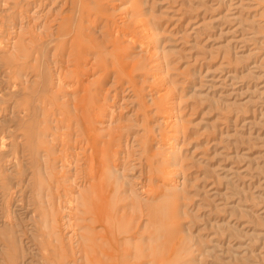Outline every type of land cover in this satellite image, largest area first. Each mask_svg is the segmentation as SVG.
Listing matches in <instances>:
<instances>
[{
    "label": "rangeland",
    "instance_id": "obj_1",
    "mask_svg": "<svg viewBox=\"0 0 264 264\" xmlns=\"http://www.w3.org/2000/svg\"><path fill=\"white\" fill-rule=\"evenodd\" d=\"M34 1L0 0V264H264V0Z\"/></svg>",
    "mask_w": 264,
    "mask_h": 264
},
{
    "label": "bare ground",
    "instance_id": "obj_2",
    "mask_svg": "<svg viewBox=\"0 0 264 264\" xmlns=\"http://www.w3.org/2000/svg\"><path fill=\"white\" fill-rule=\"evenodd\" d=\"M64 3L63 4H65V5H68V0H62ZM87 1V0H86ZM41 2H42V0H37V1H34V3H31L30 5H33V4H37L38 6H40L41 5ZM89 3V2H88ZM62 4V5H63ZM86 4H87V2H86ZM79 5H80V0H79ZM93 5V4H92ZM82 7H83V5H82ZM91 7V6H90ZM79 8V7H78ZM84 8V7H83ZM96 8V7H95ZM80 10V9H79ZM78 11V10H77ZM71 11H69V13H70ZM79 12V11H78ZM77 12V14H79L80 15V17H81V22L83 21V19H84V16H86V14H87V10H86V12L84 13L83 11H81L80 13H78ZM66 14H67V12H66ZM98 15V14H97ZM75 16H76V14H75ZM78 16V15H77ZM89 16V14L87 15V18H89L88 17ZM93 16V15H92ZM94 16H95V14H94ZM66 17H68V18H70V20H72V18H73V22L75 23V17H74V15H68V16H66ZM96 17V16H95ZM86 18V17H85ZM76 19H77V17H76ZM94 19V18H93ZM92 19V20H93ZM62 21V20H61ZM86 21V20H85ZM88 21V20H87ZM86 21V22H87ZM88 22H90V21H88ZM96 22H98V21H96ZM66 23V22H65ZM65 23H62V24H65ZM76 24V23H75ZM81 24V23H80ZM80 24L77 26V27H75V29H74V31H76L78 28H79V26H80ZM60 25V24H59ZM74 25V24H73ZM30 26V25H29ZM82 29H83V27H80V31H82ZM95 29V28H94ZM89 30V29H88ZM19 33V32H18ZM73 33V32H72ZM118 33V32H117ZM61 34V33H60ZM75 34V33H74ZM85 34V33H84ZM89 35V34H88ZM117 34H115V36H116ZM60 37H61V35H60ZM68 36H66V38H67ZM70 37V36H69ZM65 38V37H64ZM86 38V37H85ZM58 39L60 40L61 38H59L58 37ZM72 39L74 40V36L72 37ZM71 41V39H70V41L71 42H75V41ZM77 40H78V37H77ZM76 40V41H77ZM34 41V40H33ZM69 41V42H70ZM79 41H81V39L79 40ZM78 41V42H79ZM37 42V41H36ZM82 42V41H81ZM71 44V43H70ZM77 44V43H76ZM83 44V43H82ZM35 45V44H34ZM45 45V44H44ZM38 46V45H37ZM70 46V45H69ZM82 47V46H81ZM95 47V46H94ZM75 48V47H74ZM87 47H85V49H86ZM84 49V53H86L87 51ZM62 50V49H61ZM75 50V49H74ZM76 51H78V50H76ZM74 52V51H73ZM81 52H82V50H81ZM65 53V52H64ZM77 54L79 55V53H76V55L75 56H77ZM80 55H82V54H80ZM84 57V56H83ZM67 58V57H66ZM79 58V57H78ZM70 59H72V58H70ZM85 59V58H84ZM94 60V59H93ZM73 61V60H72ZM82 61H83V59H82ZM78 63V62H77ZM76 63V64H77ZM89 65V64H88ZM91 66V65H90ZM75 67H78V66H76L75 65ZM74 68V67H73ZM72 68V69H73ZM80 68V67H79ZM78 68V69H79ZM77 69V68H76ZM74 70H75V68H74ZM76 71H78V70H76ZM92 71V70H91ZM64 74H65V72H64ZM73 75H74V73H73ZM58 79V78H57ZM87 80V79H86ZM90 80V79H89ZM54 83V82H53ZM58 84H59V82H57ZM57 84V85H58ZM63 84V83H62ZM42 85V84H41ZM43 86V85H42ZM41 86V87H42ZM59 86V85H58ZM73 86V85H72ZM56 87V86H55ZM82 87H84V90H85V93L90 89L88 86H86V85H83ZM72 88V87H71ZM57 89H58V87H57ZM82 89V88H81ZM83 90V91H84ZM50 93V92H49ZM58 95H59V93H58ZM70 95V94H69ZM85 95H87V93L85 94ZM73 96V95H72ZM83 96V95H82ZM81 97V96H80ZM67 98V97H66ZM69 98V97H68ZM95 99L97 98V92L95 93V97H94ZM73 99V98H72ZM85 99L86 98H84V99H79V104L77 105V108L78 107H82V103L81 102H83V101H85ZM154 99V98H153ZM66 100V99H65ZM63 101V100H62ZM74 101V100H73ZM71 103H73V102H71ZM57 105V104H56ZM71 106V105H70ZM57 108V107H56ZM60 108V107H59ZM76 108V107H75ZM43 109V108H42ZM83 109V108H82ZM81 109V110H82ZM85 110V109H84ZM72 111H74L73 110V108H72ZM78 111H80V110H78ZM102 111V110H101ZM75 112V111H74ZM73 112V113H74ZM50 113V112H49ZM72 113V114H73ZM75 114V113H74ZM73 114V115H74ZM80 114V113H79ZM97 115V114H96ZM79 117V120L81 121V123L78 125L77 124V126H75L74 127V125H73V123H72V121H70V120H68L67 118L65 119V118H62L61 119V122H65L64 120H66V123L62 126V128L63 127H66L67 129H69V128H71V127H73L74 129H75V133L76 134H82V133H84V131H86V133H88V135H87V140L86 139H83L82 141H80V142H78L77 141V144L78 143H82L83 142V144H84V142L86 143V144H90L91 142H88L89 141V137H90V127H91V124H90V122H87V120H86V118L84 117V114H82V115H79L78 116ZM95 118V117H94ZM75 123V122H74ZM107 125V124H106ZM68 131V130H67ZM82 144V145H83ZM80 145V144H79ZM97 147H98V145H97ZM99 149V148H98ZM174 149V148H173ZM79 150V149H78ZM49 151V150H48ZM175 151V150H174ZM179 151V150H178ZM114 152V151H113ZM99 154V153H98ZM97 155V154H96ZM90 156H91V154H90ZM124 157V156H123ZM58 158V157H57ZM72 158V157H71ZM91 159H92V156L90 157ZM117 158V152H114L113 153V155H112V157L111 158H108V161L107 162H105V164L103 165V166H105L106 167V169L107 170H111V173L113 174V176L116 178V176L115 175H119V173H118V170H115V168L113 167V163H114V161H115V159ZM73 159H75V163L77 162L78 163V161H79V159H80V155H79V153L78 152H76V154L73 156ZM91 159H90V161H91ZM99 159V158H98ZM126 159V158H125ZM93 160V159H92ZM89 161V162H90ZM99 161H100V159H99ZM69 162V161H68ZM93 162H95L94 160H93ZM69 163H71V162H69ZM122 164H123V168L125 167V165H126V161H124V160H122ZM121 164V165H122ZM90 165V164H89ZM102 166L101 164H98L97 166ZM115 165V164H114ZM48 166V165H47ZM98 168V167H97ZM102 168V167H101ZM120 168V167H119ZM63 170H64V168H62ZM96 169V168H95ZM92 170H93V167H90V170L88 171V173H86L87 175H89L90 177H93V175H92ZM99 171V170H98ZM123 174V173H122ZM71 176V175H70ZM68 177V176H67ZM75 177H77V175L75 176ZM75 177H73V178H75ZM98 178H97V183L99 182H104L105 181V175L104 174H102L101 176H97ZM119 177V179H120V176H118ZM44 179V178H43ZM52 179H53V176H52ZM88 179V178H87ZM95 179V178H94ZM64 180V179H63ZM68 180V179H67ZM77 180V179H76ZM89 181V180H88ZM69 182H71V184H72V182L73 181H71V179H70V181ZM69 182H67V183H69ZM74 184H75V186H76V184H78L76 181H74ZM74 184H72V185H74ZM86 184V183H85ZM88 184V183H87ZM101 184V183H100ZM80 185V184H79ZM94 186L92 187V188H90V191L92 192L94 189H96V184L94 183L93 184ZM120 185H121V182H120ZM120 185H113L115 188H116V191L118 192V193H124V189H123V187L124 186H120ZM68 186V185H67ZM82 186H83V184H82ZM88 186V185H87ZM91 186V185H90ZM126 187V186H125ZM135 187H137L136 185L134 186V189H131V192L132 193H137L138 191H137V189L135 188ZM78 188H79V186H78ZM84 188V187H83ZM88 188V187H87ZM86 188V189H87ZM79 190V189H78ZM77 190V191H78ZM85 190V189H84ZM69 191V190H68ZM71 191V190H70ZM141 191V190H140ZM96 192H97V190H96ZM75 193V192H74ZM78 193V192H77ZM128 193H130V192H128ZM143 194H144V192H142ZM139 193H137V195H138ZM141 194V193H140ZM130 195V194H129ZM59 196V195H58ZM131 197V196H130ZM134 197V196H133ZM141 197V196H140ZM104 197L102 196V199H103ZM144 198V197H143ZM147 198V197H146ZM96 199L97 198H95V197H92V198H90V197H88L87 199H85L84 197H83V194L81 193V192H79V194L78 195H76V194H74V195H72L71 196V198H70V201H69V206H70V212L73 214V216H76L79 212H82L83 214H88V213H92V214H94L95 216H97L98 214H100V219L101 218H103V217H105L106 215H105V213L104 212H102L103 211V209L101 210L100 209V207H98V208H96V209H94V206L96 205V204H98L99 202H97L96 203ZM88 200H90V201H88ZM113 200L115 201V202H117L114 198H113ZM134 200H135V198H134ZM136 201V200H135ZM106 202V201H105ZM121 202H122V199H121ZM127 202V201H126ZM138 202V201H137ZM141 202V201H140ZM139 202V203H140ZM118 203V202H117ZM100 204V203H99ZM114 204V203H113ZM122 204V203H121ZM60 205V204H59ZM61 206V205H60ZM93 206V207H92ZM119 206V205H118ZM125 206V205H124ZM92 207V208H91ZM121 207V206H120ZM69 208V207H68ZM68 208H66V210H68ZM105 208V207H104ZM111 208H113V206L111 207ZM118 209V214H119V216H122L121 215V213L123 212L122 210H120V208L118 207L117 208ZM129 210V209H128ZM117 211V210H116ZM122 211V212H121ZM65 212V211H64ZM128 212V211H127ZM67 214V213H66ZM107 214V213H106ZM127 214V213H126ZM63 215V214H62ZM61 215V216H62ZM68 215V214H67ZM70 215V214H69ZM128 215V214H127ZM127 215H125V216H127ZM130 215V214H129ZM128 215V216H129ZM135 215V214H134ZM117 217H118V215H117ZM131 217V216H130ZM137 217V216H136ZM142 217V216H141ZM58 218V217H57ZM75 218H77V217H75ZM92 218H93V216H92ZM113 218V217H112ZM120 218V217H119ZM125 218H128V217H125ZM55 219V218H54ZM64 219H66V218H64ZM64 219H62V220H64ZM113 219H115V218H113ZM141 219V218H140ZM62 220H61V222H62ZM67 220V219H66ZM65 220V221H66ZM70 220H71V218H70ZM129 220V219H128ZM127 220V221H128ZM131 220V219H130ZM136 220V219H135ZM55 221V220H54ZM74 221V220H73ZM87 221V220H86ZM99 221V220H98ZM109 221V220H108ZM114 221V220H113ZM121 221V220H120ZM152 222V221H151ZM63 223V222H62ZM100 223V222H99ZM120 223V222H119ZM132 223V221L130 222V224ZM140 223V222H139ZM138 223V224H139ZM114 224V223H113ZM117 224V223H116ZM115 224V225H116ZM129 224V225H130ZM63 225V224H62ZM66 228H71V231L73 232V233H77L78 232V229H77V226H78V223L77 222H73V223H71V222H68V221H66ZM114 225V226H115ZM132 225V224H131ZM131 225H130V227H131ZM105 226V225H104ZM140 226H141V224H140ZM63 227V226H62ZM120 227V226H119ZM129 227V228H130ZM96 228V227H95ZM104 228V227H103ZM109 228V227H108ZM138 228V227H137ZM136 228V229H137ZM65 230V229H64ZM68 230V229H67ZM110 230V229H109ZM140 231V230H139ZM66 232V231H65ZM70 232V231H69ZM105 232V231H104ZM109 232V231H108ZM106 233V232H105ZM69 234V233H68ZM72 234V233H71ZM86 234V233H85ZM102 234V233H101ZM125 234H127V233H125ZM129 234V233H128ZM135 234V233H134ZM79 236V235H78ZM93 236H94V234H93ZM80 237L81 238H83V236L82 235H80ZM66 238V237H65ZM74 238V237H73ZM98 238H99V236H98ZM128 238V237H127ZM130 238V237H129ZM68 239V238H67ZM75 239L77 240V238H76V235H75ZM100 240V239H99ZM74 241V240H73ZM79 241V240H78ZM77 241V242H78ZM67 242H69V241H67ZM76 242V241H75ZM97 244H100V243H97ZM52 245V244H51ZM80 246V245H79ZM76 249V248H75ZM114 248H112V250H113ZM74 250V249H73ZM112 250H109V252L110 251H112ZM137 250V249H136ZM46 252V251H45ZM108 252V251H107ZM127 252V251H126ZM78 253V252H77ZM122 253V252H121ZM124 253V252H123ZM123 253H122V255H123ZM116 254H118V253H116ZM138 254V253H137ZM94 255V254H93ZM108 257H109V255H107ZM123 256H126V255H123ZM105 257V256H104ZM107 257V258H108ZM114 257V256H113ZM116 257V256H115ZM92 258H93V256H92ZM94 258H95V256H94ZM93 258V259H94ZM101 258H103L102 256L100 257V259ZM120 258H121V255H120ZM104 259V258H103ZM115 259V258H114ZM109 260V259H108ZM138 260H139V257H138ZM105 261V260H104ZM140 261V260H139ZM107 262V261H106ZM110 262H112V260H110ZM109 262H107V264H108ZM140 263V262H139ZM111 264H113V263H111ZM115 264V263H114ZM116 264H117V262H116Z\"/></svg>",
    "mask_w": 264,
    "mask_h": 264
}]
</instances>
